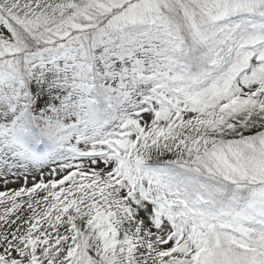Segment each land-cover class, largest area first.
Returning <instances> with one entry per match:
<instances>
[{"label": "snow or ice", "instance_id": "1", "mask_svg": "<svg viewBox=\"0 0 264 264\" xmlns=\"http://www.w3.org/2000/svg\"><path fill=\"white\" fill-rule=\"evenodd\" d=\"M0 183V264H264V0H0Z\"/></svg>", "mask_w": 264, "mask_h": 264}, {"label": "rangeland", "instance_id": "2", "mask_svg": "<svg viewBox=\"0 0 264 264\" xmlns=\"http://www.w3.org/2000/svg\"><path fill=\"white\" fill-rule=\"evenodd\" d=\"M11 179V178H10ZM31 177H29V181H28V183H29V186L31 185ZM23 184V181L22 180H18V181H16L15 183H10L9 185H8V187L9 188H17V187H20L21 185ZM4 189V186H3V184L2 183H0V190H3Z\"/></svg>", "mask_w": 264, "mask_h": 264}]
</instances>
